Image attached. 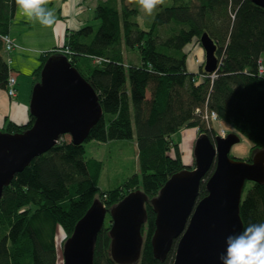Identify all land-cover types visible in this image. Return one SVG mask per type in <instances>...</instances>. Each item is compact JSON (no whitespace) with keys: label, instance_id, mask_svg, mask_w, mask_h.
Here are the masks:
<instances>
[{"label":"trees","instance_id":"trees-1","mask_svg":"<svg viewBox=\"0 0 264 264\" xmlns=\"http://www.w3.org/2000/svg\"><path fill=\"white\" fill-rule=\"evenodd\" d=\"M16 11L15 0H0V90L6 91L12 70L5 59L3 38L9 37ZM155 11V15L144 17L152 22L142 29L139 18L143 13L138 7L127 6L125 0H100L95 10L98 27H86L68 36L71 38L63 49L71 62L66 58L95 90L103 115L83 145L75 146L64 138L4 189L0 264H57L54 227L61 226L71 237L98 194L106 196V200H99L110 208L131 193L126 183L129 191L125 196L124 185L112 190L98 187L104 164L86 158L88 142L118 148L132 142L142 175L141 184L133 177V186L152 200L172 176L186 169L174 142L182 129H196L213 140L218 135L207 120L214 113L221 121L250 127L264 140V76L259 73L264 67V8L251 0H164ZM227 22L225 38L221 30ZM205 33L218 47L217 68L207 74L202 64L198 73H191L186 48L196 40L201 45ZM134 51L140 63L128 65L126 56ZM55 56L47 53L40 58L33 73L36 85L45 65ZM34 123L31 116L25 126L9 125L3 133L23 134ZM213 172L214 168L202 182L198 200L208 195L205 184ZM248 184L252 186L245 192L240 209L243 228L264 223V185ZM146 211L138 264H174L177 241L165 262L155 259L151 240L156 214L149 204ZM46 215L48 223H54L45 230L50 235L35 225L34 217ZM110 229L104 227L99 234L94 264H116L110 256Z\"/></svg>","mask_w":264,"mask_h":264},{"label":"water","instance_id":"water-1","mask_svg":"<svg viewBox=\"0 0 264 264\" xmlns=\"http://www.w3.org/2000/svg\"><path fill=\"white\" fill-rule=\"evenodd\" d=\"M251 1L264 8V0ZM200 43L206 57L204 70L212 74L218 65V47L207 33ZM30 112L35 118L31 130L17 135L0 133V200L14 178L51 152L61 137H70L75 146L83 145L103 115L95 90L63 56L45 65ZM239 143L233 134L212 140L203 133L195 145V167L172 176L154 199L138 190L112 209L96 199L64 244V264H94L98 237L108 216L111 259L116 264H138L147 204L156 214L151 240L156 260L165 262L177 241L174 264H220L226 237L243 229L240 209L246 185H264V150L257 151L250 163L237 161L230 153ZM213 168L205 184L208 195L198 200L201 184Z\"/></svg>","mask_w":264,"mask_h":264},{"label":"rangeland","instance_id":"rangeland-1","mask_svg":"<svg viewBox=\"0 0 264 264\" xmlns=\"http://www.w3.org/2000/svg\"><path fill=\"white\" fill-rule=\"evenodd\" d=\"M166 5H170V3L167 2ZM155 12L156 11H154L153 13L154 15L156 14ZM144 17H146V15L142 14L139 18V24L142 29H146V27L150 25L152 22V20H149L150 18H144ZM145 20H148V22H146ZM99 23L100 22L95 20V17L91 15L90 24L87 25L86 27L93 26L97 28ZM228 31H229V25L227 22L223 24V27L221 30V33L223 34L225 38L227 37ZM70 33L71 32L69 31L68 36H72ZM70 38L71 37H69V39ZM222 40H223V37L220 40V43L222 42ZM186 52L189 53L190 55L189 61L191 60L194 62V59H195L196 65L199 66L205 62V52L202 46L199 44L198 40H196L190 47H187ZM50 53L53 55H56L57 57L62 56V55H64L63 57L67 56L69 58V61L71 62V58H70L71 56L67 53L66 48L64 49L58 48L56 50H53ZM126 57H127L128 65L129 63L131 64L140 63V56L138 52L136 51L132 52L131 54H127ZM10 58H11V55H10ZM91 64L93 66L96 65L94 61H91ZM16 95H17V92H16ZM215 126H218V127H215ZM210 127H211V130L213 132H216L217 135L221 134V137L227 138L228 135L233 134L240 138V143L235 145L231 150L230 158L232 159L250 163L257 151L264 150L263 149L264 140L262 136H259V134L254 132L250 127H246L239 122H233V121H228V120L226 121L217 120V121H213L210 124ZM199 135H201V133L196 129L184 128L174 137V142L175 144L178 145L179 157L181 158L182 164L186 169H193L195 167L194 150H195V145H196ZM66 138L68 140L70 139V137L68 136ZM124 143L126 145H123L121 148H118L117 146L113 144H106V143H99L97 141H91L85 144V150H86V158L94 159L104 164L103 171L101 172L100 177L98 179V187L103 190H112V189L119 187L120 185L121 186L124 185L123 189H125L126 184H128L129 185L128 187H130L129 189H132V191H129L126 188L127 189L126 193L122 192V195L125 196L130 192L131 193L135 192L136 190L135 187L133 186L134 185L132 181L133 177L137 176V180L141 184L142 175L138 167L137 152L132 147L131 145L132 142H124ZM170 155L173 158H176L177 156V154L174 152H171ZM251 186H252L251 184L247 185V188L244 191V196L246 195L245 192L248 189H250ZM99 198L101 200H106V196H102V194H98L96 199H99ZM104 206L106 208L108 207L105 203H104ZM113 207H110V208L108 207V209H112ZM34 219H35V225L41 230H43L44 233H47L50 235V232H46L45 230L49 226H50L49 229H51L54 223H52V225L48 223V216L47 215L43 216L41 219L40 217L38 218L34 217ZM110 220L111 219L108 216L106 219L105 228L111 227L112 224ZM144 233L146 235L147 228H145ZM52 234H55V244H56L57 254H58L57 264H64L63 246L70 237L65 234L62 227L59 225L57 227H54V231ZM144 239H145V236H144Z\"/></svg>","mask_w":264,"mask_h":264},{"label":"crops","instance_id":"crops-1","mask_svg":"<svg viewBox=\"0 0 264 264\" xmlns=\"http://www.w3.org/2000/svg\"><path fill=\"white\" fill-rule=\"evenodd\" d=\"M99 1L49 0L46 7L54 13L57 20V23L49 28L27 21L18 10L16 11L9 37L20 48L11 54L10 66L17 82V95L10 98L6 90H0V133L9 125L25 126L29 122L31 100L36 86L33 73L40 66V58L53 50L65 47L69 40V31L74 35L86 28L90 24L91 15L95 17ZM4 55L7 60V55ZM202 64L205 66V62ZM201 65H196L195 59L194 62L190 60L189 72L198 73Z\"/></svg>","mask_w":264,"mask_h":264},{"label":"clouds","instance_id":"clouds-1","mask_svg":"<svg viewBox=\"0 0 264 264\" xmlns=\"http://www.w3.org/2000/svg\"><path fill=\"white\" fill-rule=\"evenodd\" d=\"M129 7L136 6L146 16H151L164 0H125ZM17 10L27 21L39 23L44 28L57 23L54 13L46 5L49 0H15ZM219 137V136H218ZM226 249L218 257L220 264H264V223L249 224L238 234L228 235Z\"/></svg>","mask_w":264,"mask_h":264},{"label":"built area","instance_id":"built-area-1","mask_svg":"<svg viewBox=\"0 0 264 264\" xmlns=\"http://www.w3.org/2000/svg\"><path fill=\"white\" fill-rule=\"evenodd\" d=\"M3 42H4V46H5V51L7 53V63L9 65V67L12 65V61L10 58L11 53H13L15 50L20 49L17 45H15L12 40L10 39V37L6 36L3 38ZM260 76H264V67L262 66L260 68ZM16 79L13 77V75H11L8 79L7 82V94L10 98H14L16 97ZM219 121V118L216 114L212 113L208 116V120L207 123L210 125L213 121ZM222 131V130H220ZM219 132V131H218ZM219 137H221V134L218 135ZM224 138V137H221Z\"/></svg>","mask_w":264,"mask_h":264},{"label":"bare ground","instance_id":"bare-ground-1","mask_svg":"<svg viewBox=\"0 0 264 264\" xmlns=\"http://www.w3.org/2000/svg\"><path fill=\"white\" fill-rule=\"evenodd\" d=\"M4 53L7 55V53H6V51H5V46H4ZM67 136H63V137H61L59 140H58V142H57V144L59 143V142H61L64 138H66Z\"/></svg>","mask_w":264,"mask_h":264}]
</instances>
